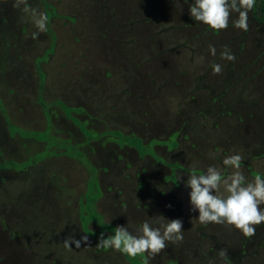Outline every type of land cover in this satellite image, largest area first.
Masks as SVG:
<instances>
[{
  "label": "rangeland",
  "instance_id": "rangeland-1",
  "mask_svg": "<svg viewBox=\"0 0 264 264\" xmlns=\"http://www.w3.org/2000/svg\"><path fill=\"white\" fill-rule=\"evenodd\" d=\"M157 1L28 0L48 15L35 39L0 3V264H264V223L251 237L202 225L184 183L194 161L204 170L236 151L246 177L264 174V25L250 10L248 31L237 13L214 31L185 0ZM149 11L162 43L154 61L131 63L110 27L125 34ZM161 214L183 221L184 238L159 254L95 246Z\"/></svg>",
  "mask_w": 264,
  "mask_h": 264
},
{
  "label": "clouds",
  "instance_id": "clouds-1",
  "mask_svg": "<svg viewBox=\"0 0 264 264\" xmlns=\"http://www.w3.org/2000/svg\"><path fill=\"white\" fill-rule=\"evenodd\" d=\"M5 0H0L4 3ZM256 0H185L189 6V15L194 21L202 22L214 31L225 29L229 25L232 13L238 17L233 26L248 31V13ZM14 8L20 9L23 19L30 22L36 29L31 33L33 39L41 32H46L48 15L45 11L31 7L28 0H12ZM210 54L215 55L214 46H209ZM223 59L234 60L235 56L225 46L220 53ZM214 73H220V64H213ZM244 159L239 152H232L222 158L221 165L210 164L204 170L193 162L190 172L184 181L190 189V211H198L195 218L202 225L209 222L227 224L238 229L245 237H251L256 227L264 223V174H256L252 179L246 177L241 168ZM171 207V205H168ZM183 221L180 218L168 219L163 214L142 222L138 235L129 232L125 225L115 227L114 234L106 236L103 232L98 237L97 248L119 250L130 257L145 254L151 257L159 254L168 246V242L178 243L183 240ZM88 236L82 235L66 238L64 247L71 251L73 245L80 248L87 242ZM87 246V245H86ZM218 255L227 260V252L221 249Z\"/></svg>",
  "mask_w": 264,
  "mask_h": 264
},
{
  "label": "trees",
  "instance_id": "trees-1",
  "mask_svg": "<svg viewBox=\"0 0 264 264\" xmlns=\"http://www.w3.org/2000/svg\"><path fill=\"white\" fill-rule=\"evenodd\" d=\"M145 2L148 7H151L153 10L159 6L157 0H145ZM252 15L256 21L264 25V0H256L255 5L252 8ZM109 20H113L112 17L107 19L104 23L106 24ZM149 22H153L154 24L150 23V25L148 24ZM135 23L136 26H133L131 31H127L125 34L123 30L118 32L115 29L116 25L110 27V40L113 44H118L120 42L125 44L126 57L127 59L129 57V60L131 59V63L138 62L140 60L141 62L154 61L156 56L152 55H155L156 49L160 48V44L162 43V41H160L161 33L159 34L155 28L157 25V17L153 11H149L142 19V22L138 20V22L136 21ZM128 39H130V41H127ZM133 139L136 138L130 137V140ZM136 141L137 140H134V142Z\"/></svg>",
  "mask_w": 264,
  "mask_h": 264
}]
</instances>
